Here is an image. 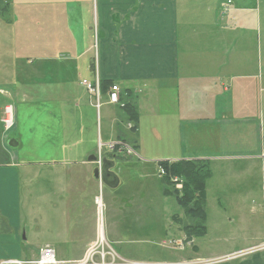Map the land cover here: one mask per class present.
I'll return each instance as SVG.
<instances>
[{"label": "crops", "instance_id": "0c3cea01", "mask_svg": "<svg viewBox=\"0 0 264 264\" xmlns=\"http://www.w3.org/2000/svg\"><path fill=\"white\" fill-rule=\"evenodd\" d=\"M183 2L0 3V261L33 260L46 246L60 261H79L103 237L130 262L264 264V251H255L264 244V54L257 19L264 0H232L231 17L239 20L236 25L225 23L224 33L212 24L217 7L210 5L213 1H187L202 6L192 26L183 24ZM199 36L209 41L205 52L188 54L186 60L182 45L193 52ZM217 36L224 44L216 47ZM93 47L94 57L87 62L84 58ZM69 66L79 71V78H85L83 73L102 84V107L98 110L90 102L98 110L91 141L86 106L65 86L64 92L56 91L52 76L40 72L62 67V74L53 76L61 80ZM110 83L121 90L119 105L109 102ZM18 100L47 108L50 119L27 129L28 154L18 151L23 135L17 133L26 130L20 128ZM9 104L17 114L7 132L2 116ZM125 104L135 106L138 123L130 120ZM119 141L131 144L140 158L109 148ZM159 161L208 163L212 175L203 237H246L258 245L201 258L195 245L200 237L186 229L197 220L174 195H166L163 183L157 189L141 188L131 180L135 163ZM95 170H100L97 179ZM100 190L103 208L98 218L95 198ZM224 199L227 208L221 204ZM175 205L183 215L174 213ZM169 235L192 250L165 249L164 257L151 259L152 245L163 244Z\"/></svg>", "mask_w": 264, "mask_h": 264}, {"label": "rangeland", "instance_id": "374dc122", "mask_svg": "<svg viewBox=\"0 0 264 264\" xmlns=\"http://www.w3.org/2000/svg\"><path fill=\"white\" fill-rule=\"evenodd\" d=\"M187 1L188 0H184V2L182 4H185V5H184V7L181 6V11H182L181 12V16H182V19H183L182 20L183 24L185 26L196 25L195 20H196V17L200 14V12L202 10V6H201L200 3L187 2ZM203 1H205L206 3H208V2L210 3V1H213L210 5L211 6H212V4H214L215 6L217 5V7H215L214 12H213V14H214L213 18H214L215 21L212 23L213 26H214V29L216 30L217 33L223 32V29L226 26L225 23H227V22H229V23L232 22L234 25L238 24V20L239 19H237L235 21L231 17V14L233 12L234 6L228 8V12L222 13L223 12V7H224V5H226L228 0H203ZM206 3H204V4H206ZM256 12H258V11L256 10ZM258 18H259L258 27H259V29L262 28V36H261L260 43L263 45V54H264V4L262 6V13H261V15H259L257 17V19ZM74 25H75V23H74ZM183 30H184V28H183ZM74 31H78V28H75ZM259 32H261V31L259 30ZM80 36L81 35H79V38H80ZM189 36H191V35H189ZM192 36H193V34H192ZM219 37L220 36H217V41L218 42L215 43L216 47L221 45L219 42H223V44H224V41H222V40L220 41ZM95 39L96 38H95V33H94V38L92 40V45H95V43H96ZM194 43H195V48L193 49L194 50L193 52L188 50V45L187 44L182 45L184 51H186L185 52V56L187 57L186 60H188V54H190L193 57H196L199 53H202L203 50L205 52L206 45L209 43V41L204 42L203 38H201L199 36V38L195 39ZM84 44H85V47H89L90 46V41L89 40H85ZM94 52H95V48L93 47L92 52H90L89 56H87L84 59H86V61L89 62V59L90 58L92 59V57H94ZM69 67H71V66H69ZM60 68H62V67H59V68H57V67L50 68L49 67L46 70L40 69V72L41 73H46V71H47V73H46V74H48L47 77L50 76V75L52 76V77L49 78V80L52 81L55 84L57 83V87L55 89L56 91L58 90V92H64V90L62 89V86H65L67 88L66 91L68 93H70L71 97L73 96V94H77V96L79 97V103H81V106H83V107L86 106V112H87V116H88V119H87V122H88L87 139H88V141H91V140L94 139V136H93L94 135V130H93V122H92V120H93V118L98 119L97 112L102 107V93H101V92H103L102 84H101L100 81L97 84L99 86V88L101 89L100 90V99L98 100L97 94L96 93H92L85 85L82 84L83 79H87V81L92 82L90 75L87 76V75H83V73H81L82 77H85V78H79V76H78L79 75V71H75V69L73 67H71V68L67 67V71L69 72V74L66 75L65 78H62L60 80V79L54 78V77H57V76L62 74L60 72V70H59ZM80 72H81V70H80ZM30 76H31V74H30ZM42 77H43V74L40 76L41 80H42ZM24 79H26V77H24ZM60 81H62V82H60ZM41 83H43V82H41ZM113 85H116V84H113ZM95 88H97V86ZM90 102H93L96 107L100 103V108H97L98 110L96 109L94 111L92 108H90ZM15 105H16V107L18 109V118H19V121H20V128H26V130L20 129V131H18V133H17V137H20V135H23V138H22L23 139L22 140L23 141V145H21V148L18 149V151H20L22 154L23 153L28 154V153H31V149L32 148H31V144L28 142V139H29V136H30V134H29L30 132L27 129H29L30 125L38 126V125L44 124L46 122L49 124L50 119H49V115H48V110H47V108H42L43 106H40V110H39V109H35L33 107H30L28 105H23L20 102V100H18L17 103H15ZM15 105H14V107H15ZM70 106L72 107L73 104L71 103ZM16 107L14 108L15 115L17 114ZM118 111H119V113L123 114V111H121L120 109ZM102 114H103V110H102ZM74 118H75V113H73V119ZM12 129L13 128H11L10 131ZM105 129H106V126L103 125V130L105 131ZM97 131H98V128H97ZM121 142L126 143V145L128 144V146H130V148L133 147L131 144H129V143L125 142V141H121ZM132 149L135 151L132 154L133 156L129 155V154L128 155H126L124 153L123 154L125 156H127L128 158H133V159H136L138 157L140 158V155L137 152V150L134 147ZM139 162H142V161H139ZM161 163H163V161H159L156 164L149 163V165H142V164L135 163L137 168H135L133 170L134 174H133L132 179H131L134 182V186L135 187H141V188H145V187L151 186V187H153L155 189H157L160 186H162V181L159 179V176L162 178V177L165 176V174L161 173V170H164V169L159 168ZM156 165H157V167H156ZM158 169H159L160 172L158 171ZM179 179H182V178H179ZM171 181H172V184L174 186V189L176 191L182 192L183 187L178 189L177 186H176V183L173 182L174 181L173 178H171ZM97 198H102V191L101 190L99 191L98 196H96V198H95V203H96ZM102 203H103V199H102ZM221 204H222L223 207L227 208L228 202H227V200L224 199V200L221 201ZM96 206H97V209H98V218H99V215H100V211L99 210L100 209H99V206L97 205V203H96ZM102 208H103V205H102ZM179 208L180 207H177L175 205V208H172V209L175 211L174 213L183 215L182 213H183L184 210L180 211ZM207 212L208 211L206 209V214H207ZM184 225L186 227V222H184ZM179 227H183V225L182 226L181 225L176 226L177 229ZM233 231L238 232L239 228H235ZM237 234H240V233L238 232ZM102 239H103V237H100L99 243L96 246L94 245V246H91L89 248V250L87 251L85 257L82 260H79V261H61V262H70L72 264H78L79 262L83 261L85 258H88L89 257V256H87L88 253L89 252H93L94 249H95L96 253L97 252H101L102 249L107 251V249H106L107 245L108 246H110V245L105 240H104L105 243L103 241H101ZM164 241H166V242H164L163 244L162 243H155V244L152 245V251H154V252L152 254L153 257H150L151 259L159 260V258H158L159 256L166 255L164 253H161V251L165 252L166 251L165 249H176V250H179V249H181L183 247L184 248L187 247L190 251L192 250L191 247H189L187 244H183L184 246L180 247L177 244L178 241L176 239V236H173V235L172 236L169 235L167 238H165ZM103 243H104V245H102ZM195 245L197 247H199L200 257L201 258H206V257H211V256H217V255L218 256L219 255H226V254H228L230 252H233V251H236V250L238 251V250H241V249H246L248 247H251V246H254V245H258V244H254L253 242H250L249 240H247L246 237L225 238L223 236L215 237V236L211 235V236L205 237V238L204 237H202V238L200 237L198 240H197V238H195ZM112 250L119 257H121L115 251L114 248H112ZM255 251H258V252L259 251H264V244L262 246L256 248ZM39 256H40V252H39ZM39 256H38V258H39ZM98 257H99V255L97 254L94 258L96 259ZM162 257H164V256H162ZM38 258L33 259V260H37ZM106 258L103 260L102 257H101L100 264H114V262L112 263V262H110V259H106ZM20 260L21 259H5V260H1L0 262H3V261H20ZM22 261H32V260H22ZM213 262L214 261H212L210 263H206V264H211ZM138 263L152 264V263H148V262H138ZM155 264H159V263H155ZM215 264H218V263H215Z\"/></svg>", "mask_w": 264, "mask_h": 264}, {"label": "trees", "instance_id": "16d2710c", "mask_svg": "<svg viewBox=\"0 0 264 264\" xmlns=\"http://www.w3.org/2000/svg\"><path fill=\"white\" fill-rule=\"evenodd\" d=\"M110 86H113V83H110ZM124 109L130 120L134 121L135 124L138 123L139 116L135 106L125 104ZM159 168L165 171L162 183L166 195H174L184 208L186 214L197 220V224L195 223L194 226L186 227L188 232L191 233L194 230V233L199 237L205 236L207 233L206 188L207 181L212 175L210 165L204 161L163 162ZM176 177L183 179L184 186L182 192L174 189L171 178Z\"/></svg>", "mask_w": 264, "mask_h": 264}, {"label": "built area", "instance_id": "2783aa9c", "mask_svg": "<svg viewBox=\"0 0 264 264\" xmlns=\"http://www.w3.org/2000/svg\"><path fill=\"white\" fill-rule=\"evenodd\" d=\"M3 0H0V3ZM232 5V0H228L226 5H224L223 7V12H228V8H230ZM99 82L97 81L96 85L92 84V82H89L87 80H84L82 82L83 85H85L92 93H96L98 96V100L100 99V88L97 85ZM97 86V88H95ZM96 90V91H95ZM120 93L121 90L119 88L118 85H113L110 90H109V102L111 104L114 105H119L121 103V99H120ZM124 107V106H122ZM14 106L12 104H9L7 106L4 107L3 109V116H2V122H3V126L4 129L9 132L11 128H13L15 126V110H14ZM97 108H100V103L98 104ZM109 148L112 151H119L120 153H124L126 155H132L135 151L132 149L133 147L130 148V146H128V144L126 145V143H123L121 141L119 142H113L109 144ZM133 156V155H132ZM162 169V168H161ZM160 172V171H159ZM161 173L165 174L164 170H161ZM174 181L176 183L177 188H182L184 185V182L182 179H179L178 177L173 178ZM97 205L99 206V209H102V198H97L96 200ZM105 243L104 238L101 240ZM104 243L102 245H104ZM180 247L183 246V244H178ZM107 251H105L104 249H102L101 252H97L94 251L93 252H89L87 256H89L88 258H85L83 261L79 262L78 264H100L101 262V257L104 260L106 257V259H110V262H114V264H147V263H138V262H130L127 261L121 257H119L110 246L107 245ZM99 255L98 258H94L96 255ZM109 255V256H108ZM111 256V257H110ZM0 264H72L70 262H61L57 259L55 251L50 248V247H44L40 249V256L37 260H32V261H3L0 262ZM203 264V263H201Z\"/></svg>", "mask_w": 264, "mask_h": 264}, {"label": "water", "instance_id": "95a60500", "mask_svg": "<svg viewBox=\"0 0 264 264\" xmlns=\"http://www.w3.org/2000/svg\"><path fill=\"white\" fill-rule=\"evenodd\" d=\"M12 147H16L17 146V142H12L10 143ZM99 174H100V170H95L94 172V177L97 179L99 178ZM102 175H103V178H104V181L107 182V166H105L102 170Z\"/></svg>", "mask_w": 264, "mask_h": 264}, {"label": "bare ground", "instance_id": "6f19581e", "mask_svg": "<svg viewBox=\"0 0 264 264\" xmlns=\"http://www.w3.org/2000/svg\"><path fill=\"white\" fill-rule=\"evenodd\" d=\"M92 84H95L96 85V82L92 83ZM152 264H155V263H152Z\"/></svg>", "mask_w": 264, "mask_h": 264}]
</instances>
